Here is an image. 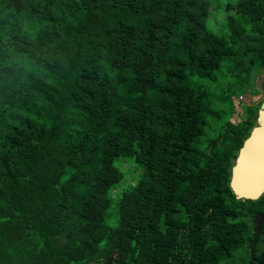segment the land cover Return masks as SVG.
Returning a JSON list of instances; mask_svg holds the SVG:
<instances>
[{
    "label": "trees",
    "instance_id": "obj_1",
    "mask_svg": "<svg viewBox=\"0 0 264 264\" xmlns=\"http://www.w3.org/2000/svg\"><path fill=\"white\" fill-rule=\"evenodd\" d=\"M262 74L264 0H0V264H264Z\"/></svg>",
    "mask_w": 264,
    "mask_h": 264
},
{
    "label": "water",
    "instance_id": "obj_2",
    "mask_svg": "<svg viewBox=\"0 0 264 264\" xmlns=\"http://www.w3.org/2000/svg\"><path fill=\"white\" fill-rule=\"evenodd\" d=\"M256 123L237 149L236 156L230 167L229 186L236 198L255 199L264 191V96L260 101ZM259 143L256 137L262 134ZM251 152V153H250ZM264 214L257 212L252 216V235L259 230Z\"/></svg>",
    "mask_w": 264,
    "mask_h": 264
},
{
    "label": "rangeland",
    "instance_id": "obj_3",
    "mask_svg": "<svg viewBox=\"0 0 264 264\" xmlns=\"http://www.w3.org/2000/svg\"><path fill=\"white\" fill-rule=\"evenodd\" d=\"M244 5V3L242 4ZM245 9V7H244ZM264 74L259 75L256 77L255 81L249 82L248 88L244 89V88H236L235 89V93H237V96L235 98V100H233V105L235 108V113L232 115V118L235 120L237 115L236 113L239 112L240 115H242V111L241 108L239 107L238 103L239 100L242 101L243 103H247L250 102L252 104L261 101L264 93ZM250 93H257V94H253L250 95ZM255 123H256V119H255ZM255 125V124H253ZM120 207H122V204H120Z\"/></svg>",
    "mask_w": 264,
    "mask_h": 264
},
{
    "label": "bare ground",
    "instance_id": "obj_4",
    "mask_svg": "<svg viewBox=\"0 0 264 264\" xmlns=\"http://www.w3.org/2000/svg\"><path fill=\"white\" fill-rule=\"evenodd\" d=\"M262 136H263V132H262V134H259V135L256 137L255 142H254V144H253V146H252V148H251V152H252L253 147H255V143H259V141L261 142V141L264 140V139H263V140H260ZM251 152H250V153H251Z\"/></svg>",
    "mask_w": 264,
    "mask_h": 264
},
{
    "label": "clouds",
    "instance_id": "obj_5",
    "mask_svg": "<svg viewBox=\"0 0 264 264\" xmlns=\"http://www.w3.org/2000/svg\"><path fill=\"white\" fill-rule=\"evenodd\" d=\"M251 129V128H250Z\"/></svg>",
    "mask_w": 264,
    "mask_h": 264
}]
</instances>
